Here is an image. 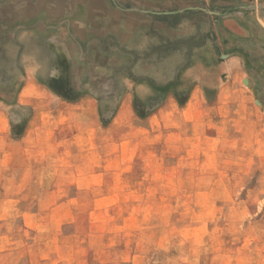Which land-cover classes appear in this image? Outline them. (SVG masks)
<instances>
[{"label": "rangeland", "instance_id": "1", "mask_svg": "<svg viewBox=\"0 0 264 264\" xmlns=\"http://www.w3.org/2000/svg\"><path fill=\"white\" fill-rule=\"evenodd\" d=\"M238 47L251 126L217 107ZM29 66L55 92L34 99L50 144L29 185L0 160L18 264H264V0H0V131L30 114Z\"/></svg>", "mask_w": 264, "mask_h": 264}, {"label": "crops", "instance_id": "2", "mask_svg": "<svg viewBox=\"0 0 264 264\" xmlns=\"http://www.w3.org/2000/svg\"><path fill=\"white\" fill-rule=\"evenodd\" d=\"M215 33L216 42L214 43L217 45L218 49L225 51L227 49L224 42L226 36L224 33H220L218 29ZM55 48L56 50L60 49L58 45ZM231 54L232 56L230 57L229 62H226L223 68L225 70H229L231 73L232 80L229 81L228 85L232 87L231 91L234 93V97L232 99L226 100L224 103H220V101H218L220 104H218L217 107H224L226 105L227 108L232 111L231 115H229L230 119L237 123H246L251 126L254 123V114H252V110L255 100L250 97V85L249 87L244 86L242 80L244 75H246L247 72L249 73L248 70H250V65H248L249 62L247 63L246 59H251L252 56L249 54L247 56L246 51L240 47H238ZM33 72L34 70H32L31 66H29V68L27 67L25 72H22V75H26L27 81L25 83H19L16 90L17 104L20 106H30V114L21 122V128L16 125L12 126V129H10L8 132L2 130L0 131V160L9 154L11 156L10 164H17V170L21 172L19 176L11 182L13 186L29 185V180L26 175V178H24L23 171L27 172L30 167L33 166L32 159L35 152L40 154L46 153L49 150V136H47L45 134L46 132L44 131L39 132V130L34 129V124H39L41 122V118H39V116L35 114L34 111V99L35 97H39L42 101H44V97L48 98V93L55 92V89L51 88L49 85H41L40 83L35 82L33 78ZM143 81L148 83L150 87L153 84V82L147 77H145ZM82 101L83 99L81 98L80 102ZM62 103L63 99H60L61 106ZM0 123L1 125L4 124V118H0ZM23 157L25 161L23 160ZM21 161L24 162L21 164ZM19 164H21V166H19ZM1 183L3 182L0 180V185H2ZM20 215L21 216L19 217H21L23 220V226L20 227V231H23V233H28V231L31 230L28 220L33 218V214ZM5 217H13V214H0V219ZM18 233L19 231L16 228L12 229L0 226V264H18V260H14L11 257V253L17 249L16 245L13 246L15 243V241H12L13 236H16ZM28 251H33V243H28L27 241L25 242V255H28ZM20 264H33V262L27 257L25 262Z\"/></svg>", "mask_w": 264, "mask_h": 264}]
</instances>
